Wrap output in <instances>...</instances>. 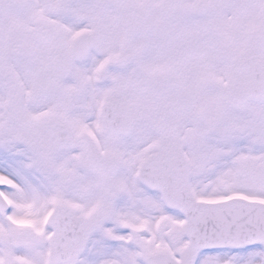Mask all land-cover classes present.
I'll return each mask as SVG.
<instances>
[{"label":"snow or ice","instance_id":"6c2138e0","mask_svg":"<svg viewBox=\"0 0 264 264\" xmlns=\"http://www.w3.org/2000/svg\"><path fill=\"white\" fill-rule=\"evenodd\" d=\"M0 264H264V0H0Z\"/></svg>","mask_w":264,"mask_h":264}]
</instances>
